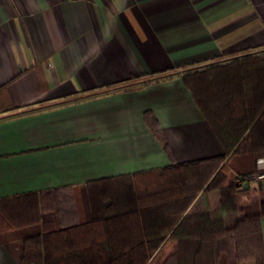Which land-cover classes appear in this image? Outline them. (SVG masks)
Listing matches in <instances>:
<instances>
[{
	"label": "crops",
	"instance_id": "0c3cea01",
	"mask_svg": "<svg viewBox=\"0 0 264 264\" xmlns=\"http://www.w3.org/2000/svg\"><path fill=\"white\" fill-rule=\"evenodd\" d=\"M254 49H264V0H0V199H11L3 215L21 221L44 190L168 165L145 112L188 174L222 154L181 75ZM257 157L264 167V151L233 156L232 173ZM257 185L264 199V178ZM239 202L213 190L203 206H219L231 227ZM51 220L0 232V264H38ZM176 248L168 239L151 264Z\"/></svg>",
	"mask_w": 264,
	"mask_h": 264
},
{
	"label": "trees",
	"instance_id": "16d2710c",
	"mask_svg": "<svg viewBox=\"0 0 264 264\" xmlns=\"http://www.w3.org/2000/svg\"><path fill=\"white\" fill-rule=\"evenodd\" d=\"M181 77L222 154L198 160L188 174L186 164L171 157L163 133L155 129L158 122L149 121L145 112L170 158L168 165L41 191L39 204L32 203L34 212L19 222H10L0 210V232L53 217L43 223L42 244L34 251L38 264H151L168 239L177 248L159 264H220L221 255L225 264H264V199L249 185L253 168L234 174L230 164L235 155L264 151V49L187 69ZM79 98L84 97L72 100ZM243 182L248 185L240 189ZM213 190L238 197L233 226H225L219 206H203ZM10 200L0 199V205ZM14 248L22 261V244Z\"/></svg>",
	"mask_w": 264,
	"mask_h": 264
},
{
	"label": "rangeland",
	"instance_id": "374dc122",
	"mask_svg": "<svg viewBox=\"0 0 264 264\" xmlns=\"http://www.w3.org/2000/svg\"><path fill=\"white\" fill-rule=\"evenodd\" d=\"M256 161V160H255ZM254 161L253 163V171L250 172V175H249V180L248 182H250L251 184H253V186H258L257 185V182L259 181V178H258V173L261 174L262 172H258L257 169H256V162ZM231 165L234 164L233 162L230 163ZM261 179V178H260ZM243 183H247V182H243ZM243 183L241 184V186H243ZM158 258L155 259V261H157ZM156 263V262H155Z\"/></svg>",
	"mask_w": 264,
	"mask_h": 264
},
{
	"label": "built area",
	"instance_id": "2783aa9c",
	"mask_svg": "<svg viewBox=\"0 0 264 264\" xmlns=\"http://www.w3.org/2000/svg\"><path fill=\"white\" fill-rule=\"evenodd\" d=\"M256 163V169H257V171L258 172H262L261 174H259L258 173V178L260 179V178H264V167H260L259 166V159H258V157L256 158V161H255Z\"/></svg>",
	"mask_w": 264,
	"mask_h": 264
}]
</instances>
